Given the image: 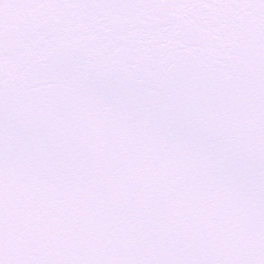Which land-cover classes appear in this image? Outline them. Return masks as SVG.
<instances>
[{
  "label": "snow or ice",
  "instance_id": "6c2138e0",
  "mask_svg": "<svg viewBox=\"0 0 264 264\" xmlns=\"http://www.w3.org/2000/svg\"><path fill=\"white\" fill-rule=\"evenodd\" d=\"M0 264H264V0H0Z\"/></svg>",
  "mask_w": 264,
  "mask_h": 264
}]
</instances>
